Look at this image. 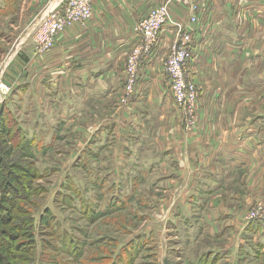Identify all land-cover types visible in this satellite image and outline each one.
<instances>
[{
  "label": "crops",
  "instance_id": "1",
  "mask_svg": "<svg viewBox=\"0 0 264 264\" xmlns=\"http://www.w3.org/2000/svg\"><path fill=\"white\" fill-rule=\"evenodd\" d=\"M33 1L39 20L60 0ZM192 2L195 24L189 22ZM167 3L173 22L193 35L188 76L198 101L192 132L165 71L176 41L172 25L142 61L136 96L120 102L125 61L138 42L134 27ZM17 48L15 70L5 81L13 85L14 108L33 120L31 135L41 152L73 127L82 141L76 148L82 172L107 173L104 183L131 188V173L161 174L165 190L175 191L173 200L160 201L167 218L177 217L174 225L195 243L203 236L224 243L207 264H264V222L246 224L239 213L264 202V0H94L88 26L66 29L52 51L36 55L29 32ZM118 173L126 175L116 179ZM219 194L231 208L216 200ZM183 241L182 249L194 245Z\"/></svg>",
  "mask_w": 264,
  "mask_h": 264
},
{
  "label": "rangeland",
  "instance_id": "2",
  "mask_svg": "<svg viewBox=\"0 0 264 264\" xmlns=\"http://www.w3.org/2000/svg\"><path fill=\"white\" fill-rule=\"evenodd\" d=\"M0 3L5 6L4 10H0V79L11 87V92L0 103V112L3 107L7 109L8 103L12 107L13 120L19 123L28 138L33 139L35 138L31 135L33 120L28 117L25 110L21 113V110L18 112L14 108L15 91L13 92V85L5 81V77L15 70L17 47L21 46V41L28 32L31 35L39 16V13H35L38 6L33 0H0ZM86 121L93 124L98 120ZM81 127L79 126L80 129L83 128ZM10 129L14 134L17 133L12 125ZM69 131L72 133L67 134ZM69 131H61L57 133V138L49 139L45 145L51 144L52 140L53 142L46 151L41 152L40 146L34 149L35 168L44 175V179L35 183L37 186L35 197L28 198L30 195L26 191L24 193L26 199L18 201L21 208L24 206L33 215L36 222V239L40 244L38 243L35 250L39 257L34 264H39L40 261L41 264H45L43 261L62 260L69 262L67 264H127L130 255L135 258L132 264H197L203 259H208L207 254L213 255L217 246L224 244L208 236H203L195 243V238L184 236L187 232L178 229L177 225L180 223L175 222L174 225L177 217L170 215L167 218L163 212L162 202L169 198L173 200L175 194L172 193L174 190L167 192L164 185L159 182L160 173L151 175L131 173L133 175L131 188L126 183H104L108 181L107 173L99 175L82 172L76 149L79 143H82L80 134L78 131L75 133L73 127ZM106 163L115 164L112 158H108ZM114 175L117 179L126 173ZM95 177L104 180L95 182ZM228 188L237 191L239 187L231 185ZM222 195L224 194H219L216 200H224L225 205L231 208L227 197ZM259 204L264 205V202H256L249 205V208L243 207L239 211L242 213L243 221ZM45 208H49L54 214L55 223L60 231L74 232L75 241L82 252L80 261L52 249L55 239L51 232L52 228L39 230V218ZM90 210L99 212L101 217L89 218L93 216ZM24 217L28 218L27 215ZM183 224L188 225L185 221ZM188 234L192 236L191 233ZM180 240L193 242L194 245L190 243L182 249L179 245ZM129 243H133L131 246L134 245L132 251L127 253L121 251ZM23 248L25 250L19 253L22 261L19 260L17 263L32 264V261H29V253L34 252L33 246L26 245ZM218 261L212 263L210 261V264H217Z\"/></svg>",
  "mask_w": 264,
  "mask_h": 264
},
{
  "label": "built area",
  "instance_id": "3",
  "mask_svg": "<svg viewBox=\"0 0 264 264\" xmlns=\"http://www.w3.org/2000/svg\"><path fill=\"white\" fill-rule=\"evenodd\" d=\"M93 1L60 0L53 7L49 4L50 11L38 20L30 35L34 53L43 55L52 51L58 36L66 29L76 25L88 26L93 18ZM197 21V6L192 2L189 22L195 24ZM167 25H172L176 30V41L169 49L165 71L170 81L174 103L183 114L185 129L191 132L197 125L198 101L197 86L188 76L189 64L194 55L193 35L179 22H173L168 3L150 10L134 27L138 42L125 61L124 88L120 102L125 106L136 96L140 65L155 51L160 34ZM10 92L11 87L0 79V103ZM244 220L246 224L264 222V205L259 204Z\"/></svg>",
  "mask_w": 264,
  "mask_h": 264
},
{
  "label": "trees",
  "instance_id": "4",
  "mask_svg": "<svg viewBox=\"0 0 264 264\" xmlns=\"http://www.w3.org/2000/svg\"><path fill=\"white\" fill-rule=\"evenodd\" d=\"M5 6L0 3V10ZM11 111L3 107L0 112V264H19L22 256L19 254L25 250L26 245H32L34 252L29 253L30 260L34 264L38 260L37 226L33 215L18 201L26 199L24 193L28 191V198L37 195L36 182L42 181L44 175L35 168V152L38 147L35 139H30L26 135L19 123L13 120ZM10 125L15 128L14 134ZM20 139V143L18 142ZM125 201V200H124ZM124 203V202H123ZM90 212L93 216L89 218L101 217L95 210ZM28 216L25 218L24 216ZM55 216L49 208H45L39 218V230L52 228V235L55 239L52 249L59 254L66 255L68 258H76L80 261L82 252L79 251L75 241L74 232L60 231L55 223ZM41 231V230H40ZM40 244V243H39ZM133 244V243H131ZM127 244L123 252H131L134 245ZM136 251V250H135ZM44 252V250H43ZM33 253V254H32ZM34 255V257H33ZM33 259L31 260V258ZM43 258V254L41 255ZM210 259V255L208 256ZM135 258L130 255L132 264ZM45 264H67L69 262L43 261ZM203 259L198 264H207ZM41 264V261L39 262ZM43 264V263H42Z\"/></svg>",
  "mask_w": 264,
  "mask_h": 264
}]
</instances>
